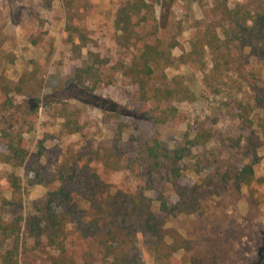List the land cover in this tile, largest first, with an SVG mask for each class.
Masks as SVG:
<instances>
[{
    "label": "trees",
    "instance_id": "trees-1",
    "mask_svg": "<svg viewBox=\"0 0 264 264\" xmlns=\"http://www.w3.org/2000/svg\"><path fill=\"white\" fill-rule=\"evenodd\" d=\"M55 1L41 0V7L50 9ZM61 1L71 21L69 10L77 0ZM110 1L116 10L109 46L98 45L84 56L90 38L83 28L68 27L65 43L72 61L79 62L64 85L96 86L103 83L107 71L109 83L114 84L120 75L123 86L132 89L136 101L146 107L144 115L165 124L177 114L170 103L197 100L184 76L165 74L176 61L201 76L210 93L200 96L206 102L219 95L227 82H237L246 89V100L229 99L223 106H233L238 134L220 137L222 143L228 142L223 146L230 153H237L232 166L204 187L187 176L180 164L196 146L218 139L214 129L201 128L193 138L185 132L182 148L171 149L160 133L149 138L130 135L125 141L128 126L112 120L116 116H108L105 109L100 121L65 102L48 104L40 113L34 104L40 92L33 88L36 77L23 74L12 82L0 72L1 118L13 113L15 97L31 99L20 106L19 118L11 115L0 124V162L23 168L27 186L46 188L45 196L32 201L27 212L21 179L9 175L11 197L0 199V264H142L139 237L149 245L153 264H227L243 236L239 224L232 222L207 234L203 246L182 229L195 216L200 222L208 219L206 201L214 196L222 199L230 188L234 194L246 189L247 215L258 208L257 187L264 180L256 178L253 165L264 134V120L255 119L264 114V77L259 66L264 64V0H214L213 18L204 27L196 24L190 50L177 60L172 55L177 43H164L159 37L158 0ZM29 43L52 53V38L41 25L31 33ZM51 82L58 87L54 75L46 86ZM40 118L42 137L31 152L25 135ZM216 119L218 114L210 120L216 124ZM112 122L114 135L101 138L102 125ZM73 136L82 139L81 145L63 147L65 138ZM47 142L52 145L47 147Z\"/></svg>",
    "mask_w": 264,
    "mask_h": 264
},
{
    "label": "rangeland",
    "instance_id": "rangeland-1",
    "mask_svg": "<svg viewBox=\"0 0 264 264\" xmlns=\"http://www.w3.org/2000/svg\"><path fill=\"white\" fill-rule=\"evenodd\" d=\"M213 4L214 0H158L156 17L159 37L164 43L172 40L177 43L172 50L175 60L182 53L190 50L196 24L204 27L213 18L211 14ZM115 10L116 4L110 0H77L70 7L69 14L73 16L70 21L61 0L55 1L50 9H43L41 0H0V72H4L12 82H17L23 74H33L36 77V82L32 83L33 88L40 92L35 94L38 101L35 99L34 104L39 105L40 113L46 110L48 104L59 106L65 102L81 108L100 121L103 116L102 109H105L108 116H116L112 117V120H118L128 126L124 133L125 141L130 135L135 138L138 136L149 138L160 133L171 149L182 148L185 132H189V138H193L195 132L201 128L214 129L218 133V139L196 146L180 164L187 176L205 187L206 181L217 179L219 172L223 174L232 166L233 153L236 152L230 153V149L223 146L228 142L222 143L220 137L237 136L239 126L232 111L233 106L226 109L223 102L229 99L245 101L246 89L237 82L232 84L229 81L230 83L227 82V85L220 87L219 95L212 96V100L206 102L200 96H209L210 93L204 87L201 76L192 72L189 65L176 61L174 67L167 69L165 74L169 78L176 75L184 76L197 100L193 103H170L177 109L176 117L165 124H156L144 115L142 111L145 106L142 107L136 101L132 89L123 86L120 75L115 77L114 84L109 83V71H107L103 83L96 86L92 83L84 86L64 85L63 81L68 72L79 62L72 61V53L65 43L70 33L68 27L83 28L86 31L90 43L83 51L85 56L88 49L97 50L98 45L109 46L111 43L114 35L112 27ZM40 25L52 38L51 54L44 49H36L29 43L31 33ZM75 42L78 43L76 37ZM259 66L262 67L261 72L264 77V64ZM51 75L55 76L57 88H53L55 84L53 82L49 87L46 86V81ZM30 101L31 99L26 95L15 97L13 113L10 115L6 113L2 118L0 117V124L3 126L11 115L13 119L19 118L20 108ZM150 105L153 107L152 103ZM217 114V123L213 124L210 119ZM255 119L256 122L260 119L264 120V114L259 113ZM40 120L41 118L34 123L33 131L25 135L31 152L35 151V144L42 137ZM113 122L111 125H102L101 138L107 140L114 135L116 125ZM20 124L21 121L17 123L15 130ZM53 131L54 128H49V132ZM261 140V148L253 166L256 178L264 180L263 133ZM81 143L80 137L73 136L65 138L63 147L75 149ZM51 145V142L46 143L47 147ZM11 173L21 179L23 186L21 196L24 200V208L29 212L31 202L42 199L46 188L38 184L27 186L23 168H14L0 162V199L11 197L7 186ZM257 188L258 208L250 215H247L246 211V189H243L241 194H234L230 188L222 199L220 196H214L206 201L209 206L208 219L200 222L195 216L186 220L182 232L195 239L197 245L203 246L207 234L217 232L234 222L242 228L243 236L237 240L236 251L227 264H264V182ZM138 243L142 264H153L149 245L141 237Z\"/></svg>",
    "mask_w": 264,
    "mask_h": 264
}]
</instances>
